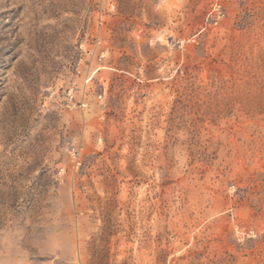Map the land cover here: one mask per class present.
<instances>
[{"label":"rangeland","instance_id":"1","mask_svg":"<svg viewBox=\"0 0 264 264\" xmlns=\"http://www.w3.org/2000/svg\"><path fill=\"white\" fill-rule=\"evenodd\" d=\"M0 264H264V0H0Z\"/></svg>","mask_w":264,"mask_h":264},{"label":"built area","instance_id":"2","mask_svg":"<svg viewBox=\"0 0 264 264\" xmlns=\"http://www.w3.org/2000/svg\"><path fill=\"white\" fill-rule=\"evenodd\" d=\"M216 9H217V11L219 10V5H216Z\"/></svg>","mask_w":264,"mask_h":264}]
</instances>
